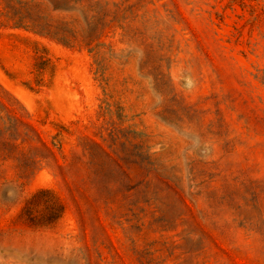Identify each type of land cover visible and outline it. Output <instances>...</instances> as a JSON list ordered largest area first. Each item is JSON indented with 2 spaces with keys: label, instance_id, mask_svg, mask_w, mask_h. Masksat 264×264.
<instances>
[{
  "label": "rangeland",
  "instance_id": "1",
  "mask_svg": "<svg viewBox=\"0 0 264 264\" xmlns=\"http://www.w3.org/2000/svg\"><path fill=\"white\" fill-rule=\"evenodd\" d=\"M153 2L157 63L116 43L97 70L0 28V264H264V0ZM42 189L64 212L33 227L21 209Z\"/></svg>",
  "mask_w": 264,
  "mask_h": 264
},
{
  "label": "trees",
  "instance_id": "2",
  "mask_svg": "<svg viewBox=\"0 0 264 264\" xmlns=\"http://www.w3.org/2000/svg\"><path fill=\"white\" fill-rule=\"evenodd\" d=\"M154 6L153 0H1L0 28L23 31L70 50L86 51L97 70L112 59L116 43L139 50L143 64L157 63L162 58L158 54L162 52L165 37L160 31H151L156 24L152 19L158 13L156 8H151ZM161 7L176 23L181 19L177 9H167L166 5ZM37 54L35 71L39 77L53 67L45 48L37 49ZM158 77L157 81H160L165 76L160 72ZM166 92L173 96L171 89ZM10 131L17 129L11 126ZM130 132L131 140H137V133ZM109 136L113 142L115 138ZM36 138L41 142L37 135ZM101 140L105 142L103 138ZM23 142L27 140L23 139ZM89 143L106 157L114 153L112 143L104 145L92 139ZM131 145L137 163L147 172H155L157 165L148 148L141 142ZM42 146L53 156L49 147L43 143ZM63 212L64 205L59 197L42 189L25 202L20 216L30 226L42 227L53 224Z\"/></svg>",
  "mask_w": 264,
  "mask_h": 264
}]
</instances>
